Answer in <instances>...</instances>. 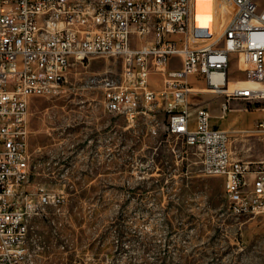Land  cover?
I'll use <instances>...</instances> for the list:
<instances>
[{"label": "built area", "instance_id": "built-area-1", "mask_svg": "<svg viewBox=\"0 0 264 264\" xmlns=\"http://www.w3.org/2000/svg\"><path fill=\"white\" fill-rule=\"evenodd\" d=\"M204 12L203 28L197 15ZM99 58L122 63L121 74L101 80L106 110L132 126L162 108L168 134L200 150L204 175L224 178L226 213L264 223V158L233 156L229 131L197 100L225 93L222 117L232 100L264 101L257 0H0V264H30L33 219L49 206L60 210L64 198L34 183L30 98L60 94L74 65ZM234 59L245 79L231 80ZM254 132L264 139V120Z\"/></svg>", "mask_w": 264, "mask_h": 264}, {"label": "rangeland", "instance_id": "rangeland-1", "mask_svg": "<svg viewBox=\"0 0 264 264\" xmlns=\"http://www.w3.org/2000/svg\"><path fill=\"white\" fill-rule=\"evenodd\" d=\"M209 15L198 13L202 27ZM121 72L113 58L76 64L60 94L30 98L34 183L64 196L60 210L33 219L30 264H264V223L226 213L224 178L204 175L200 150L168 134L161 108L132 126L105 109L101 80ZM230 76L246 78L236 59ZM226 99L206 91L197 100L229 131L233 156L263 159L254 130L264 101L232 100L239 109L222 117Z\"/></svg>", "mask_w": 264, "mask_h": 264}, {"label": "crops", "instance_id": "crops-1", "mask_svg": "<svg viewBox=\"0 0 264 264\" xmlns=\"http://www.w3.org/2000/svg\"><path fill=\"white\" fill-rule=\"evenodd\" d=\"M154 77H155V76H154ZM157 79H158V78H156V81H157ZM159 80H160V79H159ZM151 83H152V87H153L154 89H159V88H161V86H162V82H161V86H158L159 84H158V85L154 84L152 80H151ZM105 109H106V108H105ZM161 109H162V108H161ZM237 109H239L237 106H236V107L233 106V108H232V110H231L230 112L235 111V110H237ZM162 110H163V109H162ZM163 111H164V110H163ZM230 112H229V113H230ZM164 113H165V112H164ZM229 113H228V114H229ZM113 116H114V115H113ZM260 119H261V121H262V119L264 120V115H263ZM218 126H219V125H218ZM219 127H220V126H219Z\"/></svg>", "mask_w": 264, "mask_h": 264}, {"label": "bare ground", "instance_id": "bare-ground-1", "mask_svg": "<svg viewBox=\"0 0 264 264\" xmlns=\"http://www.w3.org/2000/svg\"><path fill=\"white\" fill-rule=\"evenodd\" d=\"M215 79L218 80V78L215 76Z\"/></svg>", "mask_w": 264, "mask_h": 264}]
</instances>
